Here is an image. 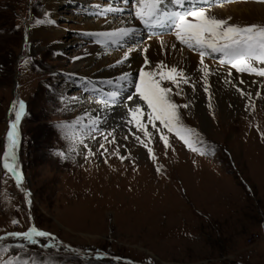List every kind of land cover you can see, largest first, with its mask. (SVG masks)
Instances as JSON below:
<instances>
[{"label":"rangeland","instance_id":"1","mask_svg":"<svg viewBox=\"0 0 264 264\" xmlns=\"http://www.w3.org/2000/svg\"><path fill=\"white\" fill-rule=\"evenodd\" d=\"M91 1L59 3L54 22L63 30L64 48L58 51L31 30L45 18L42 0H0V235L30 226L54 234L63 245L59 249L27 245V254L14 249L54 264H264V91L237 105L232 98L235 108L228 113L207 98L198 103L201 116L181 109L184 124L205 141L195 146L214 149L205 155L166 130L165 147L150 125L152 135L145 138L125 123L127 110L121 106L131 86L117 104L104 108L86 83L93 79L87 67L71 69L76 45L90 33L77 16L84 9L93 15ZM245 1L250 0L214 5L231 8ZM127 9L133 11L130 5ZM247 15H236V25L260 21ZM231 17L223 19L229 22ZM19 100L25 102V114L18 125L22 182L17 186L4 171L2 158L9 123L15 119L12 104ZM85 112H103L102 132L115 129L116 143H106L104 155L99 144L105 141L98 134L91 139L94 133L75 125ZM133 133L153 149L154 158ZM38 239L47 243V238ZM10 254L0 253V258Z\"/></svg>","mask_w":264,"mask_h":264},{"label":"snow or ice","instance_id":"2","mask_svg":"<svg viewBox=\"0 0 264 264\" xmlns=\"http://www.w3.org/2000/svg\"><path fill=\"white\" fill-rule=\"evenodd\" d=\"M119 2L123 7L118 6L116 0H110L106 6L96 5L95 14L107 17L110 14L125 11L126 7L130 5L133 11L129 14L145 29L157 27L174 29L176 40L187 49L197 51L199 54V72L204 84L203 90L209 94V101H211V93L209 92L208 77L214 73L205 63L206 57H218L220 65L230 66L229 76L232 74L231 70L234 69L237 73H249L264 77V26L258 24L240 26L230 24L226 19L216 18L205 6L211 0H119ZM228 19L230 20V18ZM36 23H54V21L37 20ZM87 35L95 36L96 43L106 47H120L139 33L137 27L121 26L109 31L87 33ZM148 39H151V36H148ZM161 46H164L163 41H161ZM172 47L174 48L175 45ZM133 50L129 48L123 59L118 60L113 66L125 63ZM144 51L146 52L147 49ZM24 63L27 64L29 61L26 60ZM86 83L90 84L92 92L99 96L96 103L104 108L117 104L118 98L126 88L129 86L134 88V92L127 95V101L134 106L126 105L128 119L125 123L133 125L137 131L143 133L145 138L152 135L148 130L150 125L152 129L160 133L159 139L165 144V147H169L168 137L164 134L166 130L169 134L174 133L193 152L205 155L209 151H214L207 146L196 147L195 145H204L205 141L195 128L184 124L181 118V109L189 108L191 101L179 104L173 98L183 94L184 85H191L193 89L196 87L185 69L177 65L169 66L164 62H158L155 66H151V62L145 56L144 64L136 75L129 71L119 74L114 79L109 78L98 82L86 81ZM225 83L232 84V81L225 78ZM240 83L243 84L244 81L241 80ZM169 84L171 87L168 86ZM232 86L236 87L235 84ZM236 90L241 96L251 99L252 93L245 92L239 87H236ZM256 95L260 96L261 92H256ZM209 107H211V103H209ZM11 111L14 112L15 119L9 123V130L6 134L8 144L3 153L2 166L12 174L17 186H20L22 174L17 163L16 152L19 144L18 125L25 114V102L23 100L13 101ZM101 124V117L90 112H85L75 121L76 126L86 128L89 133H94L91 135V139L96 140L97 135L95 134H98L105 141L99 144L100 155H104L108 151L106 143H116V137L115 129L107 133L102 132ZM133 135L135 134L133 133ZM128 138V136L124 137L125 140ZM135 139L143 144L149 156L154 158L153 149L148 147V144L140 136L135 135ZM79 143L83 144L85 148L88 147L82 138L79 139ZM88 151L89 155L93 154L90 148ZM115 154L119 155V149ZM120 159L124 160L125 157L120 156ZM105 162L107 163V160ZM157 171L160 169L157 168ZM28 195L30 193H26V196ZM12 223L16 225L18 221L13 219ZM9 238L22 240L23 243H2ZM38 238H47V243L40 244ZM27 245H39L48 249H59L63 246L54 234L42 231L35 226H30L22 232H7L5 235H0V253L11 254L7 258H0V264H54L52 260H42L27 255L21 256L14 251L19 248L27 254ZM65 248L69 251H77L71 246H65Z\"/></svg>","mask_w":264,"mask_h":264},{"label":"bare ground","instance_id":"3","mask_svg":"<svg viewBox=\"0 0 264 264\" xmlns=\"http://www.w3.org/2000/svg\"><path fill=\"white\" fill-rule=\"evenodd\" d=\"M62 1L63 0H42L45 14L44 20L55 21L58 16L57 7ZM108 1L109 0H103L102 3H99L106 6L109 3ZM250 1H245L246 3L238 4V7L234 5V7L231 8L225 6L215 7V5L205 6L210 9V14L216 18L223 19V17L233 15V17H231L229 20L230 24H234V20L239 19L238 17L236 18V15H239V17H245L246 13L248 14V18L257 16L260 21L256 22L254 20L249 23L244 22L243 24L261 23L259 25L264 26V2H262V0ZM91 2H93L94 7L96 8L97 0H92ZM116 3L118 6L120 5V2ZM169 7H171V5H169ZM90 10L92 11L93 15H90V12L88 13V11L84 9V14H79V16H77V21L80 22L81 28L87 29V31L90 33L109 31L117 27L128 25L137 27L138 31H141L140 33L142 34L141 37L137 35L127 43L122 44L120 47H106L102 44H98L96 43L95 36H89L88 40L85 38L82 43L76 45L77 49L73 53V59L71 58L73 60V67L71 68L72 70L76 71V69L82 65L86 66L88 69L87 76L94 79H90L91 81L97 82L109 78L114 79L123 72L130 71L136 75L139 72L140 67L144 64L145 56H147L148 60L151 62V66H155L158 62H164L169 66L177 65L186 70L187 75L191 78L192 82L195 83L196 87L193 89L191 85H184L183 94L181 96H174L173 98L179 104H184L191 101L192 106L185 109L184 111L186 112L188 110L190 113H195L196 115L201 116V103L200 106L198 103L204 101L206 98L209 99V94L205 93L203 90L204 84L201 80V73L199 72L200 57H198V55L189 53L184 48V45L176 40L174 30L169 34H158L157 29L141 30L137 25V20H135L132 15L129 14V12L126 13L124 11L103 17L95 14L96 9L94 10V8H91ZM85 11H87L88 15H86ZM59 26L56 25L55 22L42 23L37 24L31 30L34 36H37V39L41 40L44 45L50 46V48H53L54 50L61 51L64 48V43H61L62 41L60 40L63 30H61L62 28ZM148 36H151V39H148ZM89 39H91L92 42H89ZM161 41L164 42L163 47L161 46ZM172 45H175V47L173 48ZM129 48L134 50L131 51L128 60L121 65L113 66L118 60L123 59ZM144 49H147V51L145 52ZM195 53L198 54V52ZM205 63L209 65L214 73L208 77L211 100L214 101L218 107L222 108V111L225 113L231 112L235 108V105L230 102L232 101V98L236 105L238 104V101L240 102L247 98L241 96V94L237 92L236 87L244 89L245 92L252 93L251 98L256 95V92L264 91V77H258L255 74L249 73H237L234 69L231 70L232 74L229 76L228 72L230 66L220 65L217 61L207 59H205ZM97 72H100V74L95 76ZM225 78H228L230 81H232V84H235L236 87H233L232 84L225 83ZM241 80L244 81L243 84L240 83ZM168 86L171 87L170 84ZM233 88L236 91H234ZM89 90L92 91L91 87ZM127 95L129 94L124 95V101L126 100L125 97ZM202 96L203 98H201ZM262 96H264V93ZM124 101L121 106V108L123 107L124 110H127L126 105L134 106L131 104V102ZM89 108L90 107L88 105L87 109L89 110ZM100 113L103 112H94V114H97L102 118L103 115ZM116 113L118 112H114L113 115L115 116ZM204 120L205 119H202V121Z\"/></svg>","mask_w":264,"mask_h":264}]
</instances>
